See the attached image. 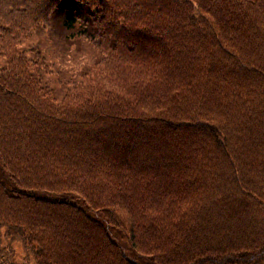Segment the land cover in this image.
<instances>
[{
    "label": "trees",
    "instance_id": "16d2710c",
    "mask_svg": "<svg viewBox=\"0 0 264 264\" xmlns=\"http://www.w3.org/2000/svg\"><path fill=\"white\" fill-rule=\"evenodd\" d=\"M0 264H264V0H0Z\"/></svg>",
    "mask_w": 264,
    "mask_h": 264
},
{
    "label": "rangeland",
    "instance_id": "374dc122",
    "mask_svg": "<svg viewBox=\"0 0 264 264\" xmlns=\"http://www.w3.org/2000/svg\"><path fill=\"white\" fill-rule=\"evenodd\" d=\"M17 249H18L17 258L18 259H22L24 257L23 250H22V248L20 246Z\"/></svg>",
    "mask_w": 264,
    "mask_h": 264
}]
</instances>
